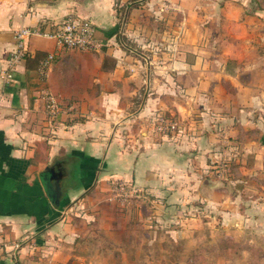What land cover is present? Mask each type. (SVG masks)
Instances as JSON below:
<instances>
[{"label":"crops","instance_id":"obj_1","mask_svg":"<svg viewBox=\"0 0 264 264\" xmlns=\"http://www.w3.org/2000/svg\"><path fill=\"white\" fill-rule=\"evenodd\" d=\"M129 2L0 0V264H67V246L80 238V226L92 215L85 197L90 191L113 193L114 181L115 196L126 194L123 183L130 182L156 192L154 201L162 207L174 205V198L186 196L173 186L177 176L184 180L188 162L202 164L201 154L214 147L215 134L204 133V123L228 124L234 96L222 92L216 72L225 81L232 78L227 62L233 57L221 44L250 37V21L256 29L263 23V32L264 0H141L145 10L174 8L182 25L161 33L167 60L156 59L160 49L151 40L140 62L116 39L124 25L118 8ZM68 15L92 23L97 49L58 48L54 39L32 35L26 56L9 63L18 28L48 31ZM214 24L226 29L203 31ZM126 26L132 38L140 35L137 17ZM195 26L203 35L191 30ZM155 34L146 33L150 39ZM140 86L144 94L137 107ZM232 86L235 100H250L242 85ZM52 101L53 112L47 107ZM153 110L179 120L191 116L195 128L163 136L143 125Z\"/></svg>","mask_w":264,"mask_h":264},{"label":"rangeland","instance_id":"obj_2","mask_svg":"<svg viewBox=\"0 0 264 264\" xmlns=\"http://www.w3.org/2000/svg\"><path fill=\"white\" fill-rule=\"evenodd\" d=\"M128 4L117 11L119 23H124L119 24L123 28L116 36L119 44L140 62L145 60L152 40L153 46L160 49L156 50V59L167 60V55L161 53L165 40L161 33L180 31L182 24H176L175 9L165 6L160 11L147 6L145 10L141 0H130ZM189 9L186 7V13ZM136 17L138 40L129 34L131 27L125 29L128 21ZM249 24L254 29L250 37L220 43L233 57L227 62L232 78L225 81L216 72L222 92L234 96L229 101L233 108L225 115L228 124L226 120H215L202 126L204 133L213 130L211 143L215 144L207 155L201 154L202 164L188 162L184 180L177 176L173 186L184 189L186 196L174 198V205L164 208L154 201L159 198L156 192L133 187L130 182L123 183L126 188L121 191L127 190L123 197L114 195L119 190L116 181L115 188L110 184L113 193L88 192L83 205L92 215L80 226V238L67 246V264H264V30L260 29L263 23L257 29L256 22ZM215 29L226 27L214 24L203 31ZM191 30L202 34L196 26ZM255 30L261 33L255 34ZM148 31H156L152 39L146 35ZM233 83L242 85L250 100H235ZM138 94L137 107L142 103L143 86ZM217 109L225 112L227 107ZM144 121V126L172 138L195 128L191 116L179 120L161 110L152 112Z\"/></svg>","mask_w":264,"mask_h":264},{"label":"built area","instance_id":"obj_3","mask_svg":"<svg viewBox=\"0 0 264 264\" xmlns=\"http://www.w3.org/2000/svg\"><path fill=\"white\" fill-rule=\"evenodd\" d=\"M32 35L45 36L56 41L58 48H69L77 51H89L97 49L100 46L99 41L94 35V28L90 21L81 19L77 16H66L59 23L54 25L51 30H41L32 27H20L14 37L17 42L15 51L9 57V63H14L23 59L27 54L26 40ZM54 55H48L43 61V66L49 65ZM43 71V70H42ZM47 107L52 110L54 108L53 101Z\"/></svg>","mask_w":264,"mask_h":264},{"label":"trees","instance_id":"obj_4","mask_svg":"<svg viewBox=\"0 0 264 264\" xmlns=\"http://www.w3.org/2000/svg\"><path fill=\"white\" fill-rule=\"evenodd\" d=\"M127 5H129V4H127Z\"/></svg>","mask_w":264,"mask_h":264}]
</instances>
